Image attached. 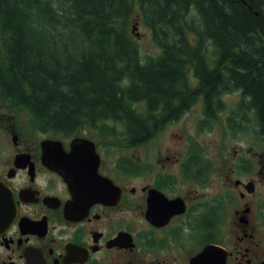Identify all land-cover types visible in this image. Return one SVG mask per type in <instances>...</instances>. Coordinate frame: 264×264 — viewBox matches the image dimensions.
<instances>
[{"label": "flooded vegetation", "instance_id": "1", "mask_svg": "<svg viewBox=\"0 0 264 264\" xmlns=\"http://www.w3.org/2000/svg\"><path fill=\"white\" fill-rule=\"evenodd\" d=\"M202 88L181 85L151 133L134 136L38 133L0 98V264H192L209 245L224 248L226 264H264V165L161 133L200 102L198 125L219 121L231 91L208 101L195 94ZM233 91L241 99L229 130L252 118L264 140L249 97ZM77 138L93 142L98 166L72 159L66 176L56 164Z\"/></svg>", "mask_w": 264, "mask_h": 264}, {"label": "trees", "instance_id": "2", "mask_svg": "<svg viewBox=\"0 0 264 264\" xmlns=\"http://www.w3.org/2000/svg\"><path fill=\"white\" fill-rule=\"evenodd\" d=\"M190 72L208 101L242 88L264 136V0H0V98L44 133H151Z\"/></svg>", "mask_w": 264, "mask_h": 264}, {"label": "rangeland", "instance_id": "3", "mask_svg": "<svg viewBox=\"0 0 264 264\" xmlns=\"http://www.w3.org/2000/svg\"><path fill=\"white\" fill-rule=\"evenodd\" d=\"M134 25H136L137 28L134 29L132 35L138 43L143 60L145 61L149 57H157L161 52L160 46L154 41L151 30L142 23L139 14L134 18L130 29L133 30ZM189 79L192 85H196L194 75L191 72L189 73ZM223 97L226 108L220 114L219 121L210 122L208 125H198V118L202 115V106L200 102L193 112L184 116L178 123L169 125L164 130H161V133H186L189 137L190 146H193L197 142L200 143L206 151L220 149L221 151L230 152L232 154L237 151L238 154L242 156L251 153L254 166L258 164L264 165V140L259 136L252 118L249 119V124L245 125L246 128L241 129V132L234 133L229 130V121L227 117L228 115H232L237 108L241 99V93L239 91H231ZM20 109L27 117L29 129H34V131L38 133L42 132L34 126L31 114L23 107ZM111 124L115 126L114 123ZM116 126L119 132L123 131L121 123ZM246 133H248L249 140L245 137ZM227 214V210H223L222 215L224 216ZM224 239L225 236L222 233L221 240L223 241Z\"/></svg>", "mask_w": 264, "mask_h": 264}, {"label": "water", "instance_id": "4", "mask_svg": "<svg viewBox=\"0 0 264 264\" xmlns=\"http://www.w3.org/2000/svg\"><path fill=\"white\" fill-rule=\"evenodd\" d=\"M137 28L136 25L133 27L134 29ZM52 143L56 144H62L61 141L55 140V141H45V145H49ZM72 150L68 153L62 154L61 153V161L57 163L58 169L67 176L68 173L73 172V167L71 165L70 160L78 158L79 160L81 158H86L89 160H92V163L89 164L93 165V170L96 171L98 162H99V155L95 151V146L93 142L88 141L87 139L83 138H77L72 141L71 144ZM87 166V161L85 162L83 166V171L85 170V167ZM218 255V258H216ZM226 251L222 247H218L215 245H209L207 246L198 257H196L194 260H192V264H226Z\"/></svg>", "mask_w": 264, "mask_h": 264}]
</instances>
